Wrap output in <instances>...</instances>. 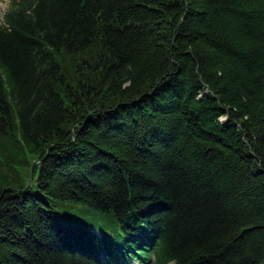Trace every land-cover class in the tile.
<instances>
[{"label": "trees", "instance_id": "obj_1", "mask_svg": "<svg viewBox=\"0 0 264 264\" xmlns=\"http://www.w3.org/2000/svg\"><path fill=\"white\" fill-rule=\"evenodd\" d=\"M134 262L264 264V0L0 20V264Z\"/></svg>", "mask_w": 264, "mask_h": 264}, {"label": "rangeland", "instance_id": "obj_2", "mask_svg": "<svg viewBox=\"0 0 264 264\" xmlns=\"http://www.w3.org/2000/svg\"><path fill=\"white\" fill-rule=\"evenodd\" d=\"M10 1L11 0H0V20H3V16L10 6ZM75 213L78 212L76 211ZM133 264H139V263L134 262Z\"/></svg>", "mask_w": 264, "mask_h": 264}, {"label": "bare ground", "instance_id": "obj_3", "mask_svg": "<svg viewBox=\"0 0 264 264\" xmlns=\"http://www.w3.org/2000/svg\"><path fill=\"white\" fill-rule=\"evenodd\" d=\"M223 119V118H222ZM36 163H34L33 165H35ZM31 170V169H30ZM33 170V169H32ZM261 170V169H260ZM33 176V175H32ZM31 177V176H30ZM34 177V176H33ZM32 179V178H31ZM30 180V179H29ZM33 181V180H32ZM12 189V188H11ZM146 206V205H145ZM99 221V220H98Z\"/></svg>", "mask_w": 264, "mask_h": 264}, {"label": "water", "instance_id": "obj_4", "mask_svg": "<svg viewBox=\"0 0 264 264\" xmlns=\"http://www.w3.org/2000/svg\"><path fill=\"white\" fill-rule=\"evenodd\" d=\"M37 162H39V160L35 161L34 163H37ZM31 178H32V175H31V177H30V180H31ZM28 184H29V182H28Z\"/></svg>", "mask_w": 264, "mask_h": 264}]
</instances>
